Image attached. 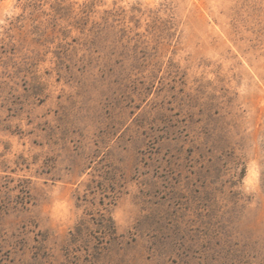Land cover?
Masks as SVG:
<instances>
[{"label":"rangeland","instance_id":"rangeland-1","mask_svg":"<svg viewBox=\"0 0 264 264\" xmlns=\"http://www.w3.org/2000/svg\"><path fill=\"white\" fill-rule=\"evenodd\" d=\"M0 264H264V0H0Z\"/></svg>","mask_w":264,"mask_h":264}]
</instances>
